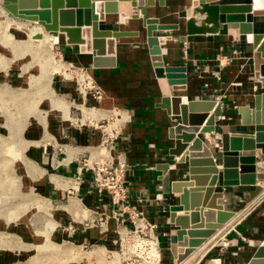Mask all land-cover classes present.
Returning <instances> with one entry per match:
<instances>
[{
  "label": "crops",
  "instance_id": "crops-1",
  "mask_svg": "<svg viewBox=\"0 0 264 264\" xmlns=\"http://www.w3.org/2000/svg\"><path fill=\"white\" fill-rule=\"evenodd\" d=\"M192 1L165 0V5L160 6L156 0L155 6L149 8V17L158 18L162 24L180 25L177 31L156 32V35L187 36L186 42L169 41L162 47L167 65L187 68V89L177 94L186 96L189 100L211 99L222 102L223 116L219 123L224 131L247 132L241 126L238 109L241 106L252 107L254 96L264 93L254 74L253 41H248L243 36L236 40L233 35H221L213 25L204 23L199 12L202 7L188 8L192 6ZM246 1L235 0L238 3ZM256 1L251 0L253 9L264 10V0H261L260 7L256 6ZM117 19V15H112L113 29L139 31L140 34L138 37L120 39L115 55L116 65L113 68L95 69L91 54L80 53L77 47L69 46L66 40L51 39L53 43L60 42L57 48L65 60L90 69L97 84L104 90L106 96L100 104L92 99L88 100V104L106 109L123 107L132 113V122L119 142V148L125 153L129 165L127 183L130 197L135 201L140 197L145 198L140 206L146 216L158 226L167 247L164 264H175L168 244V210L171 205L178 204L179 196L163 193L159 181L162 173L157 170V166L165 162H170L171 166L174 164V158L168 156V130L176 124V120L165 110L156 107L161 100V91L157 80L151 77V56L146 31L140 25V20L129 19L124 25H120ZM251 20L255 31L264 34V16L251 17ZM189 21L193 28L205 27V30L191 31L188 34L186 24ZM262 75L264 76V67ZM68 88V84H61L60 91H68ZM68 118L70 114L68 117V113L62 116L58 112L44 117L42 127L44 138L46 137L45 144H41L42 139L34 133L36 142L31 143L29 154L37 174L31 182L45 196L59 221L52 227L54 240H67L81 245L105 244L114 248L112 235L104 236L98 228H87L83 224L86 218H90L91 212L108 214L113 210L108 195H101L93 188L92 172L80 173L79 170V160L99 144L100 138L97 131L88 125L73 127ZM3 127L2 124L0 132H5ZM212 136L217 138V135ZM206 138L214 141L210 137ZM209 146L216 148L212 144ZM257 155L262 167L259 181L263 184L264 156L260 151ZM174 168L171 169V180L187 178L183 175L186 174V165L177 164ZM253 189L246 186L224 189L226 208L233 209ZM86 209L91 210L88 216L85 215ZM238 216L200 248V263H211L212 260L219 259L221 264H240L247 253L260 246L264 240V195L260 194ZM114 226L115 221L111 223L112 229ZM22 245L21 240L16 237L13 242L0 240V264H21Z\"/></svg>",
  "mask_w": 264,
  "mask_h": 264
},
{
  "label": "water",
  "instance_id": "water-1",
  "mask_svg": "<svg viewBox=\"0 0 264 264\" xmlns=\"http://www.w3.org/2000/svg\"><path fill=\"white\" fill-rule=\"evenodd\" d=\"M155 4L156 0H0V5L13 17L38 23L47 32L64 33L69 46L92 55L95 69L115 67L120 39L140 34L113 29L112 15H117L120 25L129 19L140 20L151 56V77L157 80L161 91L156 107L176 120L168 130V156L174 158V164L165 162L157 166L162 173L159 181L163 193L179 196L178 204L168 210L170 251L175 264H185L192 257L189 264H221L219 259L200 263V248L247 210L260 194L264 195V183L259 181L262 167L257 158L258 151L264 156V93L254 96L252 107L238 109L241 126L247 132L233 133L224 131L219 123L222 102L189 100L178 95L187 89V68L167 65L162 47L169 41L186 42L187 36L156 35L177 31L180 25L162 24L158 18L149 17V8ZM158 4L164 6L165 0H158ZM191 7H202L199 12L204 23L213 25L221 35L230 34L236 40L243 36L253 41L254 74L264 89V34L255 31L251 20L264 16V10H254L251 0H193L188 8ZM191 24H186L188 34L205 30ZM206 135L215 141L216 148L208 145ZM177 164L186 165V179L171 180V169ZM237 186L254 189L233 209H227L224 189ZM240 264H264V240Z\"/></svg>",
  "mask_w": 264,
  "mask_h": 264
},
{
  "label": "rangeland",
  "instance_id": "rangeland-1",
  "mask_svg": "<svg viewBox=\"0 0 264 264\" xmlns=\"http://www.w3.org/2000/svg\"><path fill=\"white\" fill-rule=\"evenodd\" d=\"M6 13L0 11V126L5 129L0 132V240H21V264H116L106 260L105 248L99 244L86 249L52 238V227L59 221L31 182L37 173L29 151L36 142L34 133L45 144L42 120L49 113L70 114L68 122L76 128L90 126L78 120L86 109L73 79L79 66L60 57V42L53 43L44 28ZM12 21L30 34L14 29ZM61 84H68V91H60ZM207 141L216 147L215 141ZM49 245L59 249L51 250Z\"/></svg>",
  "mask_w": 264,
  "mask_h": 264
},
{
  "label": "built area",
  "instance_id": "built-area-1",
  "mask_svg": "<svg viewBox=\"0 0 264 264\" xmlns=\"http://www.w3.org/2000/svg\"><path fill=\"white\" fill-rule=\"evenodd\" d=\"M60 57L64 59L61 54ZM76 69L77 74L73 79L76 80L78 91L81 90L86 105V109L81 110L82 118L78 120L89 123V127L97 131L100 138L99 144L93 146L91 152L79 160V170L80 173L92 172L93 188L101 195H108L113 207L108 214L91 212L90 218H86L83 224L87 228H98L104 236L112 235L114 248L100 244L105 248V257L109 262L164 264L167 247L163 243L162 234L140 206L145 198L140 197L136 201L131 199L127 183L129 165L125 153L119 148L127 126L132 122V113L118 106L110 109L100 108L98 105L88 106L86 101L89 98L100 104L106 94L94 76L91 74L89 77L87 68ZM113 221L115 226L112 229ZM95 245L81 246L88 249Z\"/></svg>",
  "mask_w": 264,
  "mask_h": 264
},
{
  "label": "bare ground",
  "instance_id": "bare-ground-1",
  "mask_svg": "<svg viewBox=\"0 0 264 264\" xmlns=\"http://www.w3.org/2000/svg\"><path fill=\"white\" fill-rule=\"evenodd\" d=\"M261 4H262V2H261V0H257L256 1V6L257 7H260L261 6ZM0 11L1 12H4V13H6V12H8L3 6H1L0 5ZM9 13V12H8ZM7 14V13H6ZM11 14L9 13V15L8 16H10ZM30 22V21H29ZM17 23V22H16ZM16 23H14L13 21L10 23V24H13V28L14 29H17L18 28V30L19 31H23L24 33H28V34H30L29 33V31L27 30V29H25L26 27H24L23 25H20V24H16ZM34 23V22H33ZM38 23H36V25L34 26V27H36L37 29H40L41 30V28H43L41 25H39ZM35 29V28H34ZM36 29V30H37ZM45 30V29H44ZM46 33H44L45 34V36H49V37H51V38H57L56 40L57 41H59V38L60 39H62V41H65L66 40V36H65V34L64 33H60V32H47V31H45ZM32 35L33 36H36V32H32ZM39 37H41V36H39ZM42 38H44V36L42 37ZM42 38H38V39H40V40H42ZM38 39H35L36 40V42H38L39 43V40ZM38 45V44H37ZM39 46H40V43H39ZM88 69V68H87ZM88 71H89V73H88V75H89V77H91L92 75H91V71H90V69H88ZM92 114V113H91ZM207 136H209V135H206V137ZM208 142V141H207ZM209 144H211L210 142H208V145ZM91 212V210L90 209H86L85 210V215H87L88 216V214ZM44 245H41V246H39V248H44L43 247ZM48 247H51V250H55V249H59V248H56V247H54L53 245H49ZM92 254H94L93 252H91ZM92 254H90L89 253V256L90 255H92ZM192 259H193V257L192 258H190L188 261H187V263H185V264H189L191 261H192ZM99 263V262H98Z\"/></svg>",
  "mask_w": 264,
  "mask_h": 264
}]
</instances>
